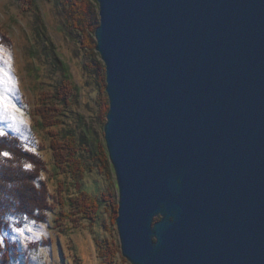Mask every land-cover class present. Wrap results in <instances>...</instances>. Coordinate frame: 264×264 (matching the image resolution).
I'll return each instance as SVG.
<instances>
[{"label": "water", "instance_id": "water-1", "mask_svg": "<svg viewBox=\"0 0 264 264\" xmlns=\"http://www.w3.org/2000/svg\"><path fill=\"white\" fill-rule=\"evenodd\" d=\"M131 264H264V0H96Z\"/></svg>", "mask_w": 264, "mask_h": 264}, {"label": "rangeland", "instance_id": "rangeland-1", "mask_svg": "<svg viewBox=\"0 0 264 264\" xmlns=\"http://www.w3.org/2000/svg\"><path fill=\"white\" fill-rule=\"evenodd\" d=\"M99 22L96 0H0V67L10 56L17 81L13 101L27 120L14 127L0 121V132L18 137L25 149H36L34 154L47 167L41 180L52 194L60 182L70 181L65 163L59 171L54 168L55 155L64 162L73 145L94 162L98 158L87 149L95 146L99 151L105 145L107 151L109 99L105 63L96 50ZM66 136L70 138L65 140ZM99 167L94 171L89 167L81 176L83 189L109 200L99 218L92 221L72 213L67 219L61 215L64 208L54 202L46 223L20 215L9 219L0 245H16L19 253L8 250L9 264H104L98 244L105 240L111 244L109 258L114 264H131L122 255L117 225L111 220V206L118 205L115 172L112 165L111 172L107 166ZM0 264H5L3 254Z\"/></svg>", "mask_w": 264, "mask_h": 264}, {"label": "trees", "instance_id": "trees-1", "mask_svg": "<svg viewBox=\"0 0 264 264\" xmlns=\"http://www.w3.org/2000/svg\"><path fill=\"white\" fill-rule=\"evenodd\" d=\"M37 124L40 125L39 122ZM67 138L70 137L66 136L65 140ZM68 144L71 143L68 142ZM87 150L92 152L98 160L91 162L92 158L87 157L86 154H80V151L73 145H69L64 162L60 156H54V168L57 167L59 171L65 163L64 173L70 177V181L60 182L58 192L52 194L46 182L41 180L42 171L47 172V167L43 166L44 161L33 152L26 151L18 137L0 134V153H10L8 158L0 156V236L9 227V219L17 215L29 217L39 223H46L48 213L54 209V202L64 208L61 215L63 214L67 219L71 218L72 213H77L83 218L97 220L102 206L108 205L109 200L97 197L83 189L81 176L86 170L101 169L99 165L107 166L110 172L112 168L105 145H100L99 151L95 149V146ZM81 155H84V158L80 160ZM100 160L102 162H99ZM26 164H31L32 169H26ZM111 212H113L111 220L116 224L118 205L111 206ZM98 245H100V255L104 258L103 263L114 264V259L109 258L111 244L105 240L99 241ZM10 248L19 254L16 245H0V254H3L5 264H9L11 260V251H8Z\"/></svg>", "mask_w": 264, "mask_h": 264}, {"label": "snow or ice", "instance_id": "snow-or-ice-1", "mask_svg": "<svg viewBox=\"0 0 264 264\" xmlns=\"http://www.w3.org/2000/svg\"><path fill=\"white\" fill-rule=\"evenodd\" d=\"M0 51H3L2 46H0ZM5 67H0V121L9 122V127H14L17 123H27V120L22 119L23 113L21 109L14 103L13 96L17 91V81L11 74L12 62L11 57L5 60ZM3 134V133H0ZM26 151L36 152V149L27 148ZM0 156L5 158L10 157V153L3 152ZM31 164H26V169H32ZM43 178V176H41ZM18 231H23L18 230ZM29 232L32 231L31 228L28 229Z\"/></svg>", "mask_w": 264, "mask_h": 264}]
</instances>
